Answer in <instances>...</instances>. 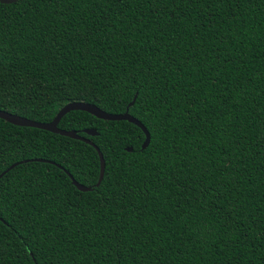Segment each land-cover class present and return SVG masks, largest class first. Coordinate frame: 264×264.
<instances>
[{
    "label": "trees",
    "instance_id": "1",
    "mask_svg": "<svg viewBox=\"0 0 264 264\" xmlns=\"http://www.w3.org/2000/svg\"><path fill=\"white\" fill-rule=\"evenodd\" d=\"M0 264H264V0L0 3ZM92 130L86 133L84 130ZM130 147L131 150H125ZM71 175L89 190H78Z\"/></svg>",
    "mask_w": 264,
    "mask_h": 264
},
{
    "label": "water",
    "instance_id": "2",
    "mask_svg": "<svg viewBox=\"0 0 264 264\" xmlns=\"http://www.w3.org/2000/svg\"><path fill=\"white\" fill-rule=\"evenodd\" d=\"M16 0H0V3H11L14 2ZM134 99V96L132 97V99L128 102V104L126 105L124 111L120 112V113H109L106 111L101 110L100 108H98L96 105L92 104V103H87V102H83V101H70L65 103L64 105H62L54 114V116L46 122H39V121H35L32 119H28L19 115H15L3 110H0V118L3 119L4 121H7L11 124L14 125H20V126H29V127H36V128H40V129H44L53 133H58L60 135H64L67 137H71V138H75V139H79L85 143L90 144L97 152V156H98V161H99V171H98V177L97 180L95 182L94 185H97L102 177V173H103V158L102 155L100 153V151L98 150V148L92 143L90 142L88 139L84 138L81 135H78L76 133V131L74 130H65V129H61L57 126L58 120L60 119V117L65 114L66 112L70 111V110H83L86 111L88 113H90L91 115L100 118V119H105V120H126L128 122L133 123L134 125H136L137 127H139L141 129V131L143 132L144 138L142 143L140 144V149H143L144 147H146L148 141H149V134L148 131L145 129V127L134 117H132L128 112H127V107L129 105L132 104ZM86 133H90L92 134L93 131L86 129L84 130ZM125 150L130 151L131 148L130 147H125ZM27 159L25 160H20V161H16L13 162L11 164H9L6 168H4L1 172H0V176L6 172L8 169H10L11 167H13L14 165L20 163V162H25ZM69 179L71 181V183L78 189L81 191L84 190H89L90 187L89 186H84L80 183H78L77 181H75L73 179V177L71 175H68Z\"/></svg>",
    "mask_w": 264,
    "mask_h": 264
}]
</instances>
